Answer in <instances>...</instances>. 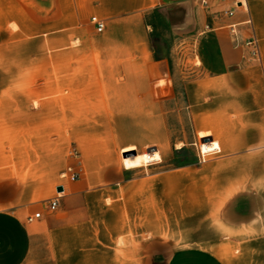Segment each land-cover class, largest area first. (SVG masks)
<instances>
[{"label":"crops","instance_id":"obj_1","mask_svg":"<svg viewBox=\"0 0 264 264\" xmlns=\"http://www.w3.org/2000/svg\"><path fill=\"white\" fill-rule=\"evenodd\" d=\"M242 1L245 4L241 0H0V47L3 33L12 36L37 29L44 35L57 34L59 48L74 44L105 57L136 56L133 72L119 74L120 79L133 81L139 103L134 112L153 115L160 131L162 68L149 43L147 16L162 15L170 49L174 53L180 49L179 61L192 50L198 62L195 77L183 78L179 72L185 79L181 94L191 142L178 147L171 136L156 137L155 130L146 152L126 154L134 147H124L120 162L114 137H79L82 174L76 181L54 186L56 191L62 187V192L53 212L46 203L56 195L42 184L11 181L7 166L15 162L17 175H22L34 159L30 156L34 147L44 162L48 126L33 119L28 104L20 106L25 110H19L17 99L0 104V264H264V0ZM230 11L232 17L227 16ZM92 17L103 22L101 34L91 24ZM231 27L240 43L251 33L257 38L259 63L248 61L246 50L235 47ZM138 31L143 33L139 45L131 38ZM104 37V44L97 40ZM16 72L10 73L11 85ZM101 77L95 80L106 79ZM128 82L123 84L127 89L79 93L91 98L130 97ZM9 90L12 100L17 98V90ZM118 109L107 104L85 111ZM66 112L82 110L74 105ZM59 119L58 127H79L67 125L65 116L64 121ZM193 144V162L160 169ZM41 175L48 173L42 170ZM36 212L42 218L26 223Z\"/></svg>","mask_w":264,"mask_h":264},{"label":"rangeland","instance_id":"obj_2","mask_svg":"<svg viewBox=\"0 0 264 264\" xmlns=\"http://www.w3.org/2000/svg\"><path fill=\"white\" fill-rule=\"evenodd\" d=\"M163 21L162 15L157 13L147 16V23L151 26L148 36L149 43L153 46L162 68L161 131L157 127L155 128L153 115L134 112L138 109L139 103L137 97L133 95V81L128 82L120 79L121 75L119 74L133 72L134 64L138 61L136 56L131 55L128 59L117 56L105 57L96 50L75 48L74 44H71L67 49L59 48L57 34L44 35L37 29L30 32L17 31L12 36L9 33H3L0 47V70L3 77L0 80V88L3 91L0 96V104L15 103V99H17L19 110L20 108L25 110V107L20 106L28 104L32 108L33 119L43 121L48 126L44 129V135L49 137L48 151L45 149L43 154L44 162L39 161L41 153H37L38 151L34 147L33 155H30L34 159L25 167L22 175H17L19 171H17L15 162H10L7 165L11 168V181H31L39 185L42 184L47 186L48 191L53 195H57L58 192L54 190V186L71 181L68 177H61V174L67 172L68 168L77 174V180L82 174L77 146L81 136L114 137L117 142L120 162L124 155L120 150L124 147H134L126 154L146 152V147L155 140V130L158 133L156 137L165 139L171 136L173 144L178 147L181 146V142H191L190 123L183 111L184 100L181 94V85L185 79L181 77H195L197 74L194 69L198 62L194 59L192 50L188 52L184 61L178 60L180 49H177L175 53L170 49V36ZM88 25L92 27L90 22ZM11 28L13 31L16 29L15 26ZM141 35L143 33L139 31L131 34V38L136 39L135 44L139 45L138 37ZM69 39L70 41L74 40V35H71ZM100 39L97 40L102 41V44L107 40L106 37ZM15 71H17V80L12 81L11 85L8 79L10 73L13 74ZM180 71H183L182 76L179 74ZM102 74L106 75L104 81L95 80L97 75L102 78ZM4 77L6 78L4 79ZM127 82L129 83L130 97L99 96L91 98L79 93V90L84 93V90L88 89H127V87H123V84ZM10 88L17 90V98H13V100L10 96ZM75 90H78V93H75ZM107 104L118 105V111L114 113L99 111L97 114L86 112L91 105H97L101 109L102 105ZM74 105L79 106L82 112L73 114L66 112L64 114L69 106ZM64 116L67 125L73 124L79 127L64 128L63 125L58 127L60 125L59 118L64 121ZM69 117L72 118L70 122H68ZM194 154L195 145L187 146L185 150L174 154L171 162L163 163L160 169L191 163L195 159ZM42 170L48 175L42 176Z\"/></svg>","mask_w":264,"mask_h":264},{"label":"built area","instance_id":"obj_3","mask_svg":"<svg viewBox=\"0 0 264 264\" xmlns=\"http://www.w3.org/2000/svg\"><path fill=\"white\" fill-rule=\"evenodd\" d=\"M242 5V4H241ZM228 17H232L233 16V12L230 11L227 13ZM91 24L95 26L96 29V33L101 34L104 30V24L103 22H101L100 20H98L96 17H92L90 20ZM247 26H249L251 28V22L247 21ZM230 31L233 33L234 36V45L235 47H242L244 48L245 51V58L248 61H255L257 63L260 62V51H259V42L257 40V38L251 33L250 37L247 38L245 41L243 42H239L236 33H235V28L231 27ZM62 178H70L71 181H75L77 180L78 176L76 173L72 172L70 168H68L67 172H64L63 174H61ZM60 192L57 193V195L51 199L50 201H48L46 203V208L48 211L53 212L57 209L58 207V199L60 197L59 195ZM42 218V213L41 212H36L30 216H28L26 218V223L28 224H32L38 220H40Z\"/></svg>","mask_w":264,"mask_h":264},{"label":"water","instance_id":"obj_4","mask_svg":"<svg viewBox=\"0 0 264 264\" xmlns=\"http://www.w3.org/2000/svg\"><path fill=\"white\" fill-rule=\"evenodd\" d=\"M57 192H62V187H58Z\"/></svg>","mask_w":264,"mask_h":264},{"label":"bare ground","instance_id":"obj_5","mask_svg":"<svg viewBox=\"0 0 264 264\" xmlns=\"http://www.w3.org/2000/svg\"><path fill=\"white\" fill-rule=\"evenodd\" d=\"M241 2L243 3V4H245L242 0H241ZM61 194V192L59 193V195Z\"/></svg>","mask_w":264,"mask_h":264}]
</instances>
